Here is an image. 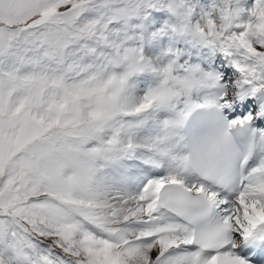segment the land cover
Wrapping results in <instances>:
<instances>
[{
  "label": "snow or ice",
  "instance_id": "1",
  "mask_svg": "<svg viewBox=\"0 0 264 264\" xmlns=\"http://www.w3.org/2000/svg\"><path fill=\"white\" fill-rule=\"evenodd\" d=\"M0 264H264V0H0Z\"/></svg>",
  "mask_w": 264,
  "mask_h": 264
}]
</instances>
